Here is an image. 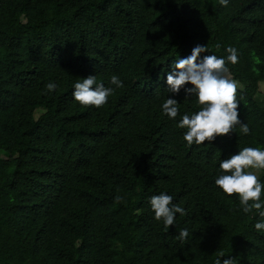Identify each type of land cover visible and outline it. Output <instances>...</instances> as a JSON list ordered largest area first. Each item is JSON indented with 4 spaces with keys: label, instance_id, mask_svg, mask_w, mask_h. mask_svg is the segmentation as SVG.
Here are the masks:
<instances>
[{
    "label": "trees",
    "instance_id": "obj_1",
    "mask_svg": "<svg viewBox=\"0 0 264 264\" xmlns=\"http://www.w3.org/2000/svg\"><path fill=\"white\" fill-rule=\"evenodd\" d=\"M196 44L237 50L247 135L186 146L183 90L176 120L162 114L169 61ZM90 74L114 89L98 108L70 95ZM263 87L264 0H0V264H264L258 217L212 182L219 160L264 148ZM161 191L185 209L167 228L147 204Z\"/></svg>",
    "mask_w": 264,
    "mask_h": 264
},
{
    "label": "clouds",
    "instance_id": "obj_2",
    "mask_svg": "<svg viewBox=\"0 0 264 264\" xmlns=\"http://www.w3.org/2000/svg\"><path fill=\"white\" fill-rule=\"evenodd\" d=\"M228 2L219 0L221 6H226ZM206 51L204 45L196 44L187 56L170 60L168 70L164 72L165 89L172 95L166 96L160 104L163 115L169 120H176L178 102L174 97L181 90L184 98L193 97L195 100L196 110L184 112L176 121V127L184 130L181 138L186 146L202 145L206 140L210 142L216 136L233 132L236 126H239L241 134L249 133L248 125L238 118L236 92L240 86L235 79L225 75L228 71L226 63H237V50L227 46L224 48L226 55L219 57L214 54L205 55ZM109 83L116 88L122 87V81L115 74L110 77ZM45 87L52 92L56 84L49 82ZM113 91L112 87L98 83L95 75L90 74L73 82L70 95L80 105L98 108L107 102ZM262 169L264 148L244 146L218 161L212 181L220 194H235L243 213L258 217L252 225L257 232H264V200L261 199L264 184L257 175ZM114 199L119 202L121 197L117 195ZM172 201V195L164 191L147 198L153 219L161 221L166 228L174 226L176 214L185 215V209ZM188 235V229L184 228L179 230L176 239L183 242ZM215 264H236V261L234 257L225 256L221 252Z\"/></svg>",
    "mask_w": 264,
    "mask_h": 264
},
{
    "label": "rangeland",
    "instance_id": "obj_3",
    "mask_svg": "<svg viewBox=\"0 0 264 264\" xmlns=\"http://www.w3.org/2000/svg\"><path fill=\"white\" fill-rule=\"evenodd\" d=\"M225 75L228 77L227 74H225ZM228 78H229V77H228ZM239 86H240V87H238L237 90H242V86H241L240 84H239ZM261 92H262V96H261L258 100H256V101H258V104L264 109V87L261 89ZM41 113H43L41 110H37V111H35V113H34L35 118L37 119L38 116H39ZM257 175H258V178L261 176V171H260V170L257 172Z\"/></svg>",
    "mask_w": 264,
    "mask_h": 264
}]
</instances>
